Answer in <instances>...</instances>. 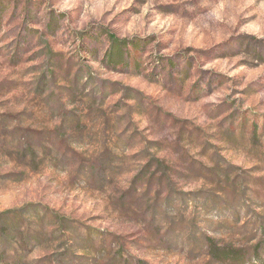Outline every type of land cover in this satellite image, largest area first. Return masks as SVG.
I'll use <instances>...</instances> for the list:
<instances>
[{
  "label": "rangeland",
  "instance_id": "rangeland-1",
  "mask_svg": "<svg viewBox=\"0 0 264 264\" xmlns=\"http://www.w3.org/2000/svg\"><path fill=\"white\" fill-rule=\"evenodd\" d=\"M236 250L264 264V0H0V264Z\"/></svg>",
  "mask_w": 264,
  "mask_h": 264
},
{
  "label": "trees",
  "instance_id": "trees-1",
  "mask_svg": "<svg viewBox=\"0 0 264 264\" xmlns=\"http://www.w3.org/2000/svg\"><path fill=\"white\" fill-rule=\"evenodd\" d=\"M109 40L111 42V49H110V54H111V57L113 56V52L112 50H114V48H117L118 49V57L119 60L122 62L123 60V52L121 50V46H125L127 44V40L125 39H118L116 38L115 36L113 35H110L109 36ZM210 249L213 251L214 253V250H216L215 246H210ZM219 250V248L217 249ZM11 260H16L17 256L15 257H10ZM19 258V257H18ZM220 258V261L222 263H226L228 261V263L230 264H247L249 261H250V258L246 257L245 256V253L243 251H240V250H236V251H232L231 255H227L225 252H222L219 256Z\"/></svg>",
  "mask_w": 264,
  "mask_h": 264
}]
</instances>
